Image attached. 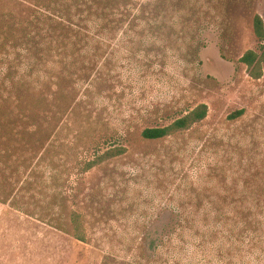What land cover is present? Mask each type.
Here are the masks:
<instances>
[{
  "label": "rangeland",
  "instance_id": "obj_1",
  "mask_svg": "<svg viewBox=\"0 0 264 264\" xmlns=\"http://www.w3.org/2000/svg\"><path fill=\"white\" fill-rule=\"evenodd\" d=\"M69 1L0 2V264H148L157 245L151 264H168L170 239L200 241L206 212L244 196L264 203V71L254 78L241 60L261 51L264 0H87L90 38L51 41L49 77L5 99L10 65H26L9 47L30 9ZM201 103L207 117L191 128L142 136ZM246 227L213 264H264V207ZM180 257L170 264H201Z\"/></svg>",
  "mask_w": 264,
  "mask_h": 264
},
{
  "label": "trees",
  "instance_id": "obj_2",
  "mask_svg": "<svg viewBox=\"0 0 264 264\" xmlns=\"http://www.w3.org/2000/svg\"><path fill=\"white\" fill-rule=\"evenodd\" d=\"M2 1L0 0V2ZM87 2V0H70L68 2L70 6L67 9L64 7L56 8L58 5L52 4L44 7V9H30V16L22 26L21 37L18 36L17 38L19 39L16 42L12 41L9 47L10 50H19V53H16L19 54L22 60L21 64H26V68L24 66V69L20 68L21 70L15 72L14 66L10 65L6 77L10 82L11 97H6L5 99L10 100L23 96L21 92L26 88L23 84H26L27 81L41 83L49 77L47 76L48 70L45 64L49 60L51 41H57V46L65 49L70 47V45L79 46L82 37H88L81 25L84 21L81 16L85 12V6L82 5L87 4ZM51 9H58L62 13H51ZM78 16L79 18H77ZM138 19L140 18L137 17L136 20ZM92 29L94 30L95 28L92 27ZM254 30L261 42V51L248 50L241 60L248 66L250 75L259 79L264 71V20L259 14L254 17ZM88 38L87 40H90ZM242 113L243 110H240L230 115V118L238 117ZM207 114L208 105L201 103L187 114L176 118L169 125L145 128L142 131V136L149 140L169 137L201 122L207 117ZM1 119L4 121L5 117ZM0 125H3V123ZM126 151L124 147L114 148V150H108L105 157L112 158L124 154ZM99 161L100 159L88 161L85 165V170L92 169ZM0 199L4 200L1 194ZM262 200V198L257 196L238 197L229 202L232 210L223 213V215H213L214 212H206V224L203 226L204 230L201 231V240L195 242L192 246H182L173 239H170L166 262L170 264L184 253L188 256L186 258L188 260L196 257L201 264H213L214 260H216L213 255L215 249L223 251L228 245L234 248L243 244L248 218L253 215V212L264 207ZM78 233L79 239L85 240V237L80 232ZM151 251H153L154 259L151 260L152 258L148 257V260H151L148 264H151L153 261L158 262L156 258L160 257L163 250L157 245ZM180 259L181 257L177 261L179 262ZM121 264H141V262L131 260L128 263L124 261ZM222 264L229 263L223 262Z\"/></svg>",
  "mask_w": 264,
  "mask_h": 264
}]
</instances>
